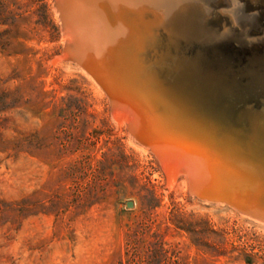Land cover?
I'll return each instance as SVG.
<instances>
[{
  "label": "rangeland",
  "instance_id": "rangeland-1",
  "mask_svg": "<svg viewBox=\"0 0 264 264\" xmlns=\"http://www.w3.org/2000/svg\"><path fill=\"white\" fill-rule=\"evenodd\" d=\"M54 2L0 0V264H117L138 225L161 264H264V226L169 178L63 57Z\"/></svg>",
  "mask_w": 264,
  "mask_h": 264
},
{
  "label": "water",
  "instance_id": "water-1",
  "mask_svg": "<svg viewBox=\"0 0 264 264\" xmlns=\"http://www.w3.org/2000/svg\"><path fill=\"white\" fill-rule=\"evenodd\" d=\"M222 3L216 0L214 6ZM244 3L246 11H259L248 35L264 37V0ZM54 7L62 32L70 37L64 52L97 82L109 104L113 100L126 109L133 120L128 132L150 144V138L162 135L178 143L185 157L191 196L222 203L264 223V141L255 130L254 137L250 134L249 119L248 129H241L243 114L257 115L264 127V40L249 46L238 31L222 36L219 28L226 18L217 16L205 22L190 4L179 16V22L191 31L190 36L175 48L169 47L166 68L153 67L155 81L151 86L164 88L161 92L170 104L164 113L173 119L172 123L162 114L163 109L155 111L153 105L158 103L147 99L143 103L140 93L134 92L136 88L126 83L124 76L132 70L128 64L119 62L120 72L114 77L110 70L114 64L91 56L88 35L76 20L66 19L63 0H55ZM249 108L258 110V114L247 112ZM176 119H182L183 125L203 124L206 132L182 131ZM126 205L131 207L132 202Z\"/></svg>",
  "mask_w": 264,
  "mask_h": 264
},
{
  "label": "bare ground",
  "instance_id": "bare-ground-1",
  "mask_svg": "<svg viewBox=\"0 0 264 264\" xmlns=\"http://www.w3.org/2000/svg\"><path fill=\"white\" fill-rule=\"evenodd\" d=\"M169 3H171V0H63L66 19L70 21L76 20L75 23L82 28L85 35H88L89 47L92 48L91 56L100 62L109 61L108 63L114 64L113 69H110L114 77H117L116 72H120L117 69L119 62L128 64L130 70L132 69L133 71L131 70L125 76L123 75L126 83L136 88L134 92L140 93L141 96H139L142 98L143 103L146 102V99L147 101H154L155 104L158 103L156 106L153 105V107H155V111L163 109L161 111L163 115L165 114L164 108L168 109L170 104L166 95L162 94L164 92H161L164 88L151 86V82L155 81L153 67L166 68L165 59L170 56L171 52L169 47L173 49L178 45V42L187 38L184 31L188 30V28L183 27L179 22V16H183L184 11L186 12L187 7L192 4L189 2L187 6H181L178 3H173L169 7ZM195 10L200 13L198 8L195 7ZM168 28L175 31L171 32L169 29V31L164 32ZM64 33L66 39L70 40L69 34L65 31ZM156 34L162 36V42L158 41L155 47ZM220 34L224 36L228 34V30L225 29ZM237 34L239 37L248 35V33L241 32ZM63 57L71 59L66 51L63 53ZM119 59L120 61L116 62ZM83 72L93 82L97 83L84 69ZM118 75L120 76V74ZM110 109L115 111L120 119L122 118L128 124L129 130L133 127L132 117L120 104L110 100ZM262 110L264 111L263 108ZM248 111L253 113V115L258 114L256 109L253 111V109L249 108L247 109ZM164 116L169 117L166 114ZM251 116L242 115V118L245 119L242 122L243 125L241 126L243 127L241 129L243 131L248 129L246 124L250 120L248 129L250 134L254 137L257 132L262 135L260 139L264 141V132L260 130H263L264 127L260 124V118L258 119L257 115ZM168 120L174 123L172 118H168ZM175 121V124L182 131L189 129L206 132L207 126L204 127L203 124H200V126L196 124L198 126L195 127L186 123L183 125L182 119H176ZM132 136L142 146H138L142 152L149 151L155 156L169 178L175 179L179 174H183L188 178L184 153L178 143H172V140L166 139V137L163 138V135L150 138L151 144L134 134ZM185 183L187 184L186 178ZM248 219L253 220L251 218ZM253 221L264 226L263 222Z\"/></svg>",
  "mask_w": 264,
  "mask_h": 264
},
{
  "label": "clouds",
  "instance_id": "clouds-1",
  "mask_svg": "<svg viewBox=\"0 0 264 264\" xmlns=\"http://www.w3.org/2000/svg\"><path fill=\"white\" fill-rule=\"evenodd\" d=\"M189 2L199 9L200 14L205 18V22L214 20L217 16L225 17L226 22L221 23L219 31L223 32L227 29L228 36L237 31L250 33L251 25L256 22V18L259 16L258 10H245L244 0H223V6H214L216 0H178V4L181 6ZM253 3H255V0H253ZM261 40H264V37L245 36V41L249 46L260 43Z\"/></svg>",
  "mask_w": 264,
  "mask_h": 264
},
{
  "label": "trees",
  "instance_id": "trees-1",
  "mask_svg": "<svg viewBox=\"0 0 264 264\" xmlns=\"http://www.w3.org/2000/svg\"><path fill=\"white\" fill-rule=\"evenodd\" d=\"M147 233L148 230L140 225L132 230L126 242L125 257L117 264H161L170 261L172 257L168 250L156 249L151 242H144Z\"/></svg>",
  "mask_w": 264,
  "mask_h": 264
}]
</instances>
